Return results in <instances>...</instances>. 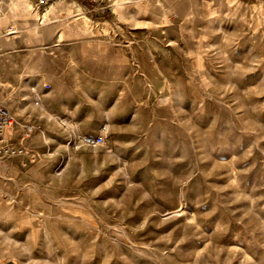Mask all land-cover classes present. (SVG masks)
Wrapping results in <instances>:
<instances>
[{
  "label": "rangeland",
  "instance_id": "374dc122",
  "mask_svg": "<svg viewBox=\"0 0 264 264\" xmlns=\"http://www.w3.org/2000/svg\"><path fill=\"white\" fill-rule=\"evenodd\" d=\"M0 105V264H264V0H1Z\"/></svg>",
  "mask_w": 264,
  "mask_h": 264
},
{
  "label": "built area",
  "instance_id": "2783aa9c",
  "mask_svg": "<svg viewBox=\"0 0 264 264\" xmlns=\"http://www.w3.org/2000/svg\"><path fill=\"white\" fill-rule=\"evenodd\" d=\"M92 4H96L103 11H109L115 4V0H88ZM1 2V0H0ZM9 133L7 130H9ZM36 130L35 126H29L27 128V134L30 135ZM107 126H103L102 131L97 136L82 135L75 141L76 146L87 145V146H98L105 142V136ZM15 132V119L11 111L5 106L0 105V159L7 156L21 154L23 148L21 146H13L11 139Z\"/></svg>",
  "mask_w": 264,
  "mask_h": 264
},
{
  "label": "bare ground",
  "instance_id": "6f19581e",
  "mask_svg": "<svg viewBox=\"0 0 264 264\" xmlns=\"http://www.w3.org/2000/svg\"><path fill=\"white\" fill-rule=\"evenodd\" d=\"M13 2H14V5H15V4H17V3H21L22 0H15V1L13 0ZM20 6H21V5H20ZM25 8H26V7H25ZM22 9H23V8H22ZM22 9H21V10H22ZM26 9L28 10V8H26ZM17 11H18V10H17ZM23 11H24V10H23ZM52 11H53V10H52ZM49 12H50V11H49ZM48 15H49V14H48ZM44 16H45V15H44ZM25 18H26V17H25ZM44 18H45V17H44ZM9 131H10V129L7 130L8 133H9Z\"/></svg>",
  "mask_w": 264,
  "mask_h": 264
}]
</instances>
